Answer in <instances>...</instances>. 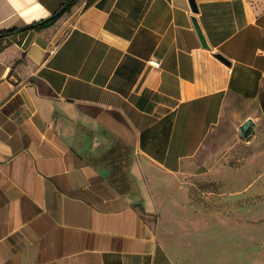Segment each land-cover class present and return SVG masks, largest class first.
<instances>
[{
    "label": "crops",
    "instance_id": "obj_1",
    "mask_svg": "<svg viewBox=\"0 0 264 264\" xmlns=\"http://www.w3.org/2000/svg\"><path fill=\"white\" fill-rule=\"evenodd\" d=\"M65 1L0 0V32ZM195 1L211 49L189 0H77L0 40V264H204L203 234L158 235L172 177L205 178V264H264V0Z\"/></svg>",
    "mask_w": 264,
    "mask_h": 264
},
{
    "label": "rangeland",
    "instance_id": "obj_2",
    "mask_svg": "<svg viewBox=\"0 0 264 264\" xmlns=\"http://www.w3.org/2000/svg\"><path fill=\"white\" fill-rule=\"evenodd\" d=\"M244 153L249 155L252 152L245 149ZM167 183V189L160 193L162 213L155 216L158 235L165 245L175 250L190 236L203 234L198 236L200 244L196 252L204 256L205 264V178L191 180L186 188L177 187V180L173 177L168 178ZM257 209L259 213H264V207ZM257 231L262 234L260 223Z\"/></svg>",
    "mask_w": 264,
    "mask_h": 264
},
{
    "label": "water",
    "instance_id": "obj_3",
    "mask_svg": "<svg viewBox=\"0 0 264 264\" xmlns=\"http://www.w3.org/2000/svg\"><path fill=\"white\" fill-rule=\"evenodd\" d=\"M191 9L193 11V16L191 17L195 32L198 36V39L202 45L203 48L205 49H211V46L208 43V40L199 24V21L196 18V14L198 13L199 9L197 6V3L195 0H189ZM215 57L219 59L221 62L224 64L230 66L231 63L221 54H215ZM255 122L252 119L247 120L242 126L240 127V135L241 137L246 140L250 141L255 134Z\"/></svg>",
    "mask_w": 264,
    "mask_h": 264
},
{
    "label": "trees",
    "instance_id": "obj_4",
    "mask_svg": "<svg viewBox=\"0 0 264 264\" xmlns=\"http://www.w3.org/2000/svg\"><path fill=\"white\" fill-rule=\"evenodd\" d=\"M76 1L77 0H66L62 9L59 12H57L56 14H54L53 17H51L47 21H43V22H40L37 24H33L31 26H26V27H23L22 29H10V30L0 32V40L4 39L5 37H9L13 34L22 32V31L41 29V28H44V27L51 25L57 19H59L64 13L68 12L71 9V7L75 4ZM0 50H1V47H0Z\"/></svg>",
    "mask_w": 264,
    "mask_h": 264
},
{
    "label": "built area",
    "instance_id": "obj_5",
    "mask_svg": "<svg viewBox=\"0 0 264 264\" xmlns=\"http://www.w3.org/2000/svg\"><path fill=\"white\" fill-rule=\"evenodd\" d=\"M150 64H151L152 66H154V67H157V68L160 67V63L157 62V61H155V60H151V61H150Z\"/></svg>",
    "mask_w": 264,
    "mask_h": 264
}]
</instances>
